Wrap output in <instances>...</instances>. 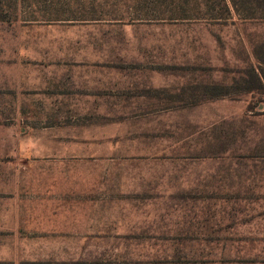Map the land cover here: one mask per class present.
<instances>
[{"label": "rangeland", "instance_id": "374dc122", "mask_svg": "<svg viewBox=\"0 0 264 264\" xmlns=\"http://www.w3.org/2000/svg\"><path fill=\"white\" fill-rule=\"evenodd\" d=\"M165 1L0 0V264H264V0Z\"/></svg>", "mask_w": 264, "mask_h": 264}, {"label": "trees", "instance_id": "16d2710c", "mask_svg": "<svg viewBox=\"0 0 264 264\" xmlns=\"http://www.w3.org/2000/svg\"><path fill=\"white\" fill-rule=\"evenodd\" d=\"M170 0L165 1L166 5L169 3ZM173 5L172 8L179 9L178 11H174L173 13H170L171 17L169 16V19H187V20H196V19H203V10L200 6L206 4L207 2L212 3L214 0H171ZM179 1V2H178ZM179 3L178 5H176ZM188 5L193 6L196 8L197 12H193L192 15H187L183 13V10L188 11ZM183 9V10H181ZM210 19L218 18L217 16H214L210 14ZM208 18V17H205Z\"/></svg>", "mask_w": 264, "mask_h": 264}, {"label": "crops", "instance_id": "0c3cea01", "mask_svg": "<svg viewBox=\"0 0 264 264\" xmlns=\"http://www.w3.org/2000/svg\"><path fill=\"white\" fill-rule=\"evenodd\" d=\"M168 20H169V21H173V22H174V21H176V22H177V21H185V20H186V21H191V20H187V19H169V18H168ZM0 260H1V259H0Z\"/></svg>", "mask_w": 264, "mask_h": 264}]
</instances>
